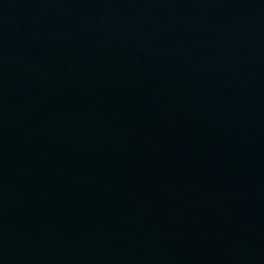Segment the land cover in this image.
Listing matches in <instances>:
<instances>
[{
	"label": "water",
	"instance_id": "water-1",
	"mask_svg": "<svg viewBox=\"0 0 264 264\" xmlns=\"http://www.w3.org/2000/svg\"><path fill=\"white\" fill-rule=\"evenodd\" d=\"M0 264H264V0H0Z\"/></svg>",
	"mask_w": 264,
	"mask_h": 264
}]
</instances>
